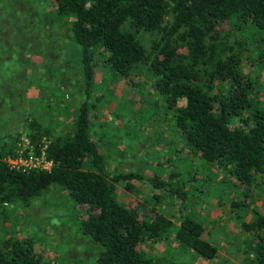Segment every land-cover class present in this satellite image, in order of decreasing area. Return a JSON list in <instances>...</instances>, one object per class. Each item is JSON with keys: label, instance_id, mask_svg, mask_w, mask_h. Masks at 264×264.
<instances>
[{"label": "trees", "instance_id": "obj_1", "mask_svg": "<svg viewBox=\"0 0 264 264\" xmlns=\"http://www.w3.org/2000/svg\"><path fill=\"white\" fill-rule=\"evenodd\" d=\"M48 1L58 15L70 19L82 100L64 132L54 134L36 118L24 119L29 142L35 152L44 151L48 168L11 167L6 157L18 154L15 141L8 144L0 137V203L27 206L51 186L63 188L85 208L80 228L100 247L93 264H175L169 259L159 263L140 249L144 240L171 228L177 241L215 257L218 251L204 237L202 221L186 215L174 227L164 214L149 215L117 197L119 181L128 190L145 180L156 188L175 179L177 172L162 177L108 168L90 132L96 65L100 61L114 77L132 82L149 67L156 74L153 86L173 111L187 145L208 161L230 164L241 186L264 189V101L254 100L255 81L243 70L248 60L264 74V0ZM143 32L153 35L147 47ZM230 32L238 34L233 42ZM44 135L49 139L43 140ZM168 187L180 198L186 193L178 185ZM230 204L247 206L245 213L251 208L242 195ZM240 224L254 240L243 250L244 263L264 264V212ZM41 252L29 236L6 237L0 243V264H39Z\"/></svg>", "mask_w": 264, "mask_h": 264}, {"label": "rangeland", "instance_id": "obj_2", "mask_svg": "<svg viewBox=\"0 0 264 264\" xmlns=\"http://www.w3.org/2000/svg\"><path fill=\"white\" fill-rule=\"evenodd\" d=\"M229 34L230 42L238 36ZM152 37L149 32L141 34L146 47ZM243 70L255 81L254 100L264 101L260 65L246 60ZM141 72L139 81L135 77L132 82L114 77L97 62L91 135L111 171L156 172L166 177L174 170L177 176L156 188L147 180L137 181L135 190L119 181L116 195L149 215L164 214L174 227L186 215L197 218L218 254L208 258L177 241L174 228L144 240L140 249L159 263L169 259L175 264H245L243 250L254 240L240 222L264 212L263 187L241 186L230 164L208 161L191 149L181 138L164 96L153 86L156 74L146 65ZM82 86L70 19L58 15L48 0H0V123L7 128L10 123L19 125L12 133L0 130V137L8 144L15 141L16 149L26 145L28 117L51 126L54 134L66 131L82 100ZM171 184L183 187L184 197L171 194L167 189ZM240 195L251 204L246 213L247 206L230 204ZM85 215V208L63 188L51 186L27 206L0 203V243L6 237L29 236L38 250L42 248L39 264H93L100 247L80 228Z\"/></svg>", "mask_w": 264, "mask_h": 264}, {"label": "built area", "instance_id": "obj_3", "mask_svg": "<svg viewBox=\"0 0 264 264\" xmlns=\"http://www.w3.org/2000/svg\"><path fill=\"white\" fill-rule=\"evenodd\" d=\"M29 138L26 140V145L16 149L18 154L15 157L7 156L6 160L8 161L11 167H50V160L45 157V153L42 150L40 153L34 151L32 145H29ZM28 144V145H27Z\"/></svg>", "mask_w": 264, "mask_h": 264}, {"label": "crops", "instance_id": "obj_4", "mask_svg": "<svg viewBox=\"0 0 264 264\" xmlns=\"http://www.w3.org/2000/svg\"><path fill=\"white\" fill-rule=\"evenodd\" d=\"M1 103V102H0ZM2 114V112L0 111V115ZM2 120H0L1 122ZM6 127V128H5ZM19 128V125L18 124H14V123H10V127L7 128L6 124L5 123H0V130L4 129V133H12L14 132L15 130L17 131ZM7 129V130H6ZM6 130V131H5Z\"/></svg>", "mask_w": 264, "mask_h": 264}]
</instances>
